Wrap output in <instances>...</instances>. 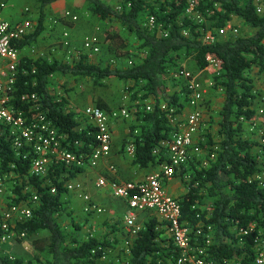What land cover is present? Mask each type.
I'll return each mask as SVG.
<instances>
[{
    "label": "trees",
    "instance_id": "16d2710c",
    "mask_svg": "<svg viewBox=\"0 0 264 264\" xmlns=\"http://www.w3.org/2000/svg\"><path fill=\"white\" fill-rule=\"evenodd\" d=\"M35 1L40 24L33 34L17 44L21 50L37 41L44 31L48 8L60 0ZM82 1L100 21L118 23L128 40L134 39L143 56L124 68L95 65L87 55L72 63L22 58L10 93L12 108L29 122L37 121L38 113H42L56 130L63 148L83 156L86 166L69 169L54 158L48 173L37 177L32 174L35 158L32 148L16 150L11 127L0 124V179L6 191L10 189L7 206L29 207L34 196L38 197L32 217L16 222L12 229L18 244L32 242L34 259L27 261L0 252V264H178L180 252L168 224L151 212H143L147 216L143 223L138 218L141 230L133 239L126 230L125 220L116 227L114 237L84 234L77 223L66 232L59 223L58 218L67 210L66 195L71 193L67 185L80 180L89 167L97 147V128L85 116L86 109L77 114L67 97L52 90V79L58 75L90 79L95 87H104L106 80L115 79L131 85L125 89L129 98L124 107L135 117L129 134L135 146L133 165L145 170L169 161L162 144L171 141L179 130L165 106L174 109L178 119L184 120L188 113L191 92L188 80L180 75L187 70L186 61L200 72H213L214 86L199 104L208 120V127L202 125L196 141L201 153H192L190 161L176 175L182 177L188 189V194L178 199L182 221L191 227L198 247H206L208 229H212L209 233L212 243L206 249L208 260L214 264H256V240L264 238V187L258 179L264 165V146L244 133L247 123L255 124L254 102H261L264 91L263 87L255 92L252 78L248 77L255 69L264 76V15L258 13L257 0H197L192 15L186 14L187 0L156 3L116 0L119 4L116 8L103 0ZM151 17L155 18L153 26L149 24ZM236 19L249 29L250 35H241L240 31L217 35ZM56 25L57 22L50 27ZM209 33L216 36L215 42H206ZM108 40L118 41L121 49L128 47L120 33L108 35ZM83 51L92 53L85 47ZM112 52L118 59L127 55L117 49ZM212 60L218 64L217 69L211 66ZM212 90L222 91L225 97L216 117L208 97ZM27 94L37 95L39 112L32 111L22 101ZM95 107L108 113L120 110L110 109L103 102ZM130 117L121 120L130 122ZM214 122L218 125L215 132ZM86 203V207L93 204L89 200ZM199 228L204 232L201 237L196 234ZM246 231L249 234L244 236L242 232ZM44 232L47 236L39 237ZM3 237L0 229V246ZM129 240L131 244L127 247ZM43 257L47 258L43 260Z\"/></svg>",
    "mask_w": 264,
    "mask_h": 264
},
{
    "label": "built area",
    "instance_id": "2783aa9c",
    "mask_svg": "<svg viewBox=\"0 0 264 264\" xmlns=\"http://www.w3.org/2000/svg\"><path fill=\"white\" fill-rule=\"evenodd\" d=\"M148 1L156 3L161 0ZM168 1L171 2L172 0ZM187 2L188 8L186 14L192 15L194 14L197 0H187ZM7 7L8 0H0V60L6 64L4 68L0 69V124L11 127L12 134L15 136L14 146L16 150H21L25 147L32 148L35 156L32 164L33 175L44 177L48 173L54 158L62 162L69 169L73 167L84 168L86 166L84 157L63 148L56 130L42 113H38L37 121L29 122L22 113L16 112L11 106L10 93L13 91L17 81L23 52V50L18 48L17 44L33 34L34 24L30 20L18 24L10 23L4 16ZM258 13L264 15V10L258 8ZM66 16L72 21L78 20L77 17H73L71 14H66ZM154 23L155 18L151 17L149 24L153 26ZM229 32L238 34L239 31L229 26L228 28L220 29L217 35L219 33V36H224ZM215 38L216 36L213 33H209L206 36V42L213 43L215 42ZM96 43V39H87L84 47L86 50L92 51V53H99ZM210 64L213 68H218V64L215 61H210ZM180 75L188 80L191 101L190 106L187 108L188 113L185 121L176 118V111L165 106L170 113L171 122L179 129L173 135L171 141L163 142L162 144L163 148L167 151L169 161L162 164L158 173L148 176L143 181L117 184L105 178H100L96 181V186L100 189L109 188L115 198L127 203L128 212L125 216V226L132 239L141 230V226L138 224L139 213L145 211L151 212L168 224L169 233L180 252L178 264H214L208 260L206 249L212 243L211 235L209 234L212 232V229H208L206 247L196 246L193 241L191 227L182 221L183 212L180 201L172 197L166 187L167 183L175 179L181 168L190 161L192 153H201V149L198 147L196 141L202 125L208 127V120L204 116L203 111L199 109V104H201L207 93L206 88L196 77L188 72L183 71ZM212 86H214V82L210 85V87ZM260 100L264 105V91ZM22 101L29 104L32 111H40V107L37 105V95H24ZM84 114L97 128V147L89 163V167L95 170L111 154L113 145L110 129L111 121L129 118V112L124 108L113 113H108L94 106L87 108ZM261 144L264 146V130L261 135ZM127 152L130 156L134 157L135 146L128 147ZM258 179L264 187V173L258 175ZM67 189L71 193L82 192V186L77 183H70L67 185ZM5 193L4 182L0 179V229L4 232L2 244L15 240L16 235L12 232V229L15 228L16 222L29 220L32 217V210L38 202V197L34 196L32 204L29 207L23 205L10 207L1 200V197ZM86 200L88 201V198ZM86 211H95L98 214L103 212L100 208L91 205L86 208ZM196 234L199 237L203 236V229L199 228ZM242 234L247 236L249 232H242ZM21 238H24V235ZM130 244L131 241H127V247ZM256 244V264H264V238H258Z\"/></svg>",
    "mask_w": 264,
    "mask_h": 264
},
{
    "label": "rangeland",
    "instance_id": "374dc122",
    "mask_svg": "<svg viewBox=\"0 0 264 264\" xmlns=\"http://www.w3.org/2000/svg\"><path fill=\"white\" fill-rule=\"evenodd\" d=\"M9 1L8 10L10 11L9 18L10 20H12L11 22L15 23L19 21L23 22L26 20H30L34 24V33L38 29L40 24L39 6L36 1ZM103 1L113 8H116L119 5H117L116 0ZM257 6L258 8L264 10V0H257ZM66 14H71V16L77 17L78 20L72 21L68 19ZM46 15L47 16L46 21L44 22V31L41 33L35 43H33L30 47L25 48V50L22 52V58H45L50 62L63 60L67 63H72L77 61L80 56L87 55L89 56L88 58L90 59L91 63L95 65H99L102 67L111 66L112 68H124L127 65L131 66L135 64V60L140 56H143L142 53L137 49L138 45L135 44L134 39L128 40V35L121 31L118 23L113 21H100L98 18L92 16L88 11V5L82 0H61L50 6L47 10ZM55 22H57V25L53 29H51L50 26ZM232 27L240 31L241 35H250L249 29L245 27L243 23L238 19L234 20ZM48 28L50 30H48ZM118 33H120L123 39L128 42V47L126 49H121V45L120 43H118V41L111 42L108 40V35L115 36L118 35ZM92 38L97 40V48H99V53L89 54L83 51V45L85 44L86 40ZM116 49L119 53H126L127 55L119 59L116 58V56L118 55L112 52ZM127 56L132 57H129L128 59ZM185 64L184 65L187 68L186 72L196 77L198 81H200L206 88L208 93L209 89L211 88L210 85L212 84V82H214L213 78L211 77V75H213V72H210V70L200 72L198 68L189 61H186ZM248 77L252 78L255 92L264 87V76L260 74L258 69L253 70L250 75H248ZM128 87H131V85H126L124 82L115 79L106 80L104 87H95L93 84V80L90 79H75L72 77H64L61 75L54 76L52 79V90L55 93H59L62 96L67 97L70 107L79 115H81V112H83L84 109H87L92 105L96 106V104L99 102H103L108 106V108L113 110L126 108L124 106L126 105L127 97L129 98V93L125 89ZM208 97L212 100V112L215 113L213 114L216 117V114H218L222 110L225 104L224 93L220 90H212L211 94ZM253 109L255 111V124L252 125L250 123H247L244 134L247 138L261 143V135L262 131L264 130V105L261 102L259 103L258 101H256L254 102ZM129 115L131 116L129 119L130 122L123 121V125L126 129H128L130 134V127L135 124V117L130 112ZM212 125L214 128V132L217 131V122L212 123ZM121 138H123V135L121 136L119 133H117L113 155L117 157L115 161L120 162L121 165H123L125 168H128L133 164V157L129 155L127 149L128 147L133 145V143L130 138L129 140H123ZM258 151L259 149L257 150V152ZM110 163L111 162L109 160V165ZM112 166H116L117 170H119L117 165L113 164ZM125 174L126 176L128 175L127 170ZM84 181L85 180L81 178L80 180L76 181V183L82 186L83 192L87 193L88 191L86 189L89 188ZM9 190L7 189L4 196L1 197V200L5 204H7V196ZM90 190H92V188ZM78 194L79 193L77 192H72L66 195V199L68 201L67 210L58 218L59 223L62 225L66 232H69L70 229H73V223H77L79 225L81 224L82 219L84 218L81 215L82 212L87 214V216L89 215V218L85 220L84 226H87L90 221L95 220L97 217L92 215V213L85 212V207H82L81 205H79V203L74 201L76 200L75 196H77ZM95 194L96 193L94 191L93 195ZM170 194L171 196L175 197L173 193L170 192ZM95 199H97V197H95ZM91 200H93V198ZM92 202V206L97 205L95 204L94 200ZM88 225L91 230H87V232H84V234L92 233L96 235V229L93 227V225H91L90 223ZM84 226L81 227L83 228ZM44 236H47L46 232L41 233L39 237ZM4 246L5 250H9V247L15 249L13 250V252H3L5 255H10L13 258H23L28 261L29 259H34L35 257V253L32 251V249H28V245L26 244H23L26 249L20 245H18L17 247L15 246V244L11 243ZM46 258L43 257V260H45Z\"/></svg>",
    "mask_w": 264,
    "mask_h": 264
},
{
    "label": "crops",
    "instance_id": "0c3cea01",
    "mask_svg": "<svg viewBox=\"0 0 264 264\" xmlns=\"http://www.w3.org/2000/svg\"><path fill=\"white\" fill-rule=\"evenodd\" d=\"M9 14H10V11L8 10V7H7V10L5 11V15H4L5 18L12 24H17V23L21 22V21L15 22V23L11 22L12 20H10ZM251 32L253 33L252 30H251ZM5 65H6L5 62L1 61L0 69L4 68ZM90 107H94V106L92 105ZM184 121H185V119H184ZM117 128H119V129H117ZM110 129H111L112 138H113V145H112V150H111L110 156L108 158H106L100 164V166L97 169L93 170L90 167L86 168V171L83 173V176H81L80 179L82 178L85 180L84 182L86 183L87 187L89 188V189H86L88 192L78 194L77 196H75L76 200H74L75 202L79 203V205H81L82 207L87 206L86 198H88V200L91 202L94 200L95 204H97L99 207L97 205L96 206L103 211L101 215H94V216H97L96 219L89 222L96 229L95 230V232H96L95 236H97V237H104L105 235H108V234H111V236L114 237V235L116 234V232H115L116 227L120 226V224H123V221L125 220V216L128 212V205L126 202L115 198L109 188H107V189L98 188L96 186L95 182L100 178H105V179H107L111 182L117 183V184H123V183H127V182L143 181L148 176L155 174V173H158L160 171V168H161V166H160V167H153L150 169L143 170V169H140L138 166H134L133 164H132V166L125 168L123 165H121L120 162L115 161L117 159V157L115 155H113V151H114L115 143H116V134L119 133L121 136L123 135V138H121L123 140L124 139L129 140V131H128V129H126L124 127L122 120L111 121ZM119 150H121V149H119ZM109 160L111 162L110 165H109ZM113 164L117 165L119 170H117L116 166H115L116 167V170H115V167L112 166ZM125 169L128 172L127 176L125 174L126 173ZM263 173H264V165L261 169L260 174H263ZM96 178H98V179H96ZM259 179H260V177H259ZM95 186L97 189L95 188ZM166 187H167L169 194H170V192L173 193V195H175V197L174 196H172V197L177 198V199H180L183 196H185L186 194H188V189L183 184L181 176L176 177L175 179L169 181L167 183ZM91 188H92V190H90ZM94 191L97 194V196H96V194L93 195ZM95 197H97V199H95ZM92 198H93V200H91ZM91 205H93V204H91ZM86 208H85V212H86ZM81 215L85 219L84 218L82 219L80 226H84L85 220L87 218H89V215L87 216V214H85L84 212H82ZM138 218L140 219V222L143 223L144 220L146 219L145 213H139ZM88 224H87V226L83 227V229H82L83 233L87 232V230H91V228L89 227ZM10 243L15 244V246H17V247H18V245H20L25 249H26V247L23 246V244H26V245H28V249H32V251L34 252V250L32 248V242L31 241H23L22 243L18 244V242L16 240H13ZM7 244H9V243H7ZM4 245H6V244H2V246H0V252L1 253H3V252L5 253V251H8V252L12 251L13 252V250H15L11 247H9V250H5Z\"/></svg>",
    "mask_w": 264,
    "mask_h": 264
}]
</instances>
